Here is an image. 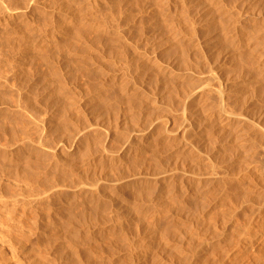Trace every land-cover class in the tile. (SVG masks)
I'll return each mask as SVG.
<instances>
[{
  "label": "rangeland",
  "instance_id": "obj_1",
  "mask_svg": "<svg viewBox=\"0 0 264 264\" xmlns=\"http://www.w3.org/2000/svg\"><path fill=\"white\" fill-rule=\"evenodd\" d=\"M263 170L264 0H0V264H264Z\"/></svg>",
  "mask_w": 264,
  "mask_h": 264
},
{
  "label": "bare ground",
  "instance_id": "obj_2",
  "mask_svg": "<svg viewBox=\"0 0 264 264\" xmlns=\"http://www.w3.org/2000/svg\"><path fill=\"white\" fill-rule=\"evenodd\" d=\"M194 32V31H193ZM189 33H191V32H189ZM193 34V33H192ZM175 35V34H174ZM190 35V34H189ZM172 37V36H171ZM192 37V36H191ZM194 38V37H193ZM198 49H200L199 48V46H198ZM205 60V59H204ZM205 64V63H204ZM191 65H194V64H191ZM196 65V64H195ZM194 65V66H195ZM197 67V66H196ZM163 68V67H162ZM191 68V67H190ZM194 68V67H193ZM192 68V69H193ZM200 68V67H199ZM159 69V68H158ZM166 69V68H165ZM168 70V69H167ZM167 70H165V71H167ZM200 70V69H199ZM165 71H164V73H165ZM198 71V70H197ZM211 71H213V70H211L210 69V71H209V73H211ZM196 74H197V72H195ZM204 73V72H203ZM208 73V74H209ZM210 75H212V74H210ZM209 75V76H210ZM214 75H215V73H214ZM214 75H212V76H214ZM201 76H203V75H201ZM208 77V76H207ZM218 77V76H217ZM198 78V77H197ZM200 78V77H199ZM112 79V78H111ZM191 79V78H190ZM209 79H211V77L209 78ZM208 79V80H209ZM122 80V79H121ZM192 80H194V79H192ZM213 80V79H212ZM195 81H196V78H195ZM199 81V80H198ZM206 80H205V78H203V80H202V82H203V84L200 86V88H198L197 90H193V91H191L190 90V88H189V94H187L188 96V100L189 99H193L192 101H195L196 99H198L197 97H195V96H197V95H200L199 93H201V95H202V92L204 91L205 92V82ZM191 82V81H190ZM209 82V81H208ZM207 82V83H208ZM194 83V82H193ZM197 83V82H196ZM117 84V83H116ZM201 84V83H200ZM209 84H210V82H209ZM120 85V84H119ZM208 85V84H207ZM118 86V85H117ZM224 86H225V84H224ZM120 87H124V86H120ZM188 87H191L190 85L188 86ZM199 87V86H198ZM210 87V86H209ZM207 88V87H206ZM202 91V92H201ZM125 92V91H124ZM123 92V93H124ZM218 92V96H219V98H220V102H221V104H222V102L223 101H225L224 100V98H225V95H224V93H223V90H221V88H220V90L219 91H217ZM124 95V94H123ZM126 95V94H125ZM124 95V96H125ZM186 96V95H185ZM126 97H128V96H126ZM130 97V96H129ZM128 97V99H130ZM123 98H125V97H123ZM200 98V97H199ZM127 98H126V103L128 104L129 103V101H130V103H131V101L132 100H129V101H127L128 100ZM191 101V100H190ZM133 102V101H132ZM192 104V103H191ZM129 105V104H128ZM208 118H209V120L211 121V123H212V125H217V126H219V130H221V131H227V132H229V131H233V132H236L237 131V123L239 122L238 120V116L237 115H235V114H233V113H228L227 111H224V107L223 108H221V106H220V108L218 109V110H215V111H213L212 112V114H209V116H208ZM149 128H150V126H149ZM154 131V130H153ZM156 131V130H155ZM151 132L152 131H150V132H148L147 134H148V136L151 134ZM183 132H185V129H184V131ZM162 134V133H161ZM184 134L182 133V135L181 136H183ZM146 136V135H145ZM163 136H165L166 137V135H163ZM148 138V137H147ZM135 139V136H129L128 138H127V140H126V142H129L130 143V141L131 140H134ZM126 148V147H125ZM121 150H123V149H121ZM120 156V155H119ZM264 173V170H263V172H262V174ZM258 174H261V172L260 173H258ZM261 174V175H262ZM259 231V230H258ZM254 232H257V230L256 231H254ZM254 232L253 233H251V234H254ZM260 233V232H259ZM258 232L255 234V235H253L252 237V239H250L251 237H248V244L250 245L249 247H253L254 245H260L259 243H258ZM247 239V238H246ZM245 239V240H246ZM250 240V241H249ZM164 241V240H163ZM204 241V240H203ZM244 241V240H243ZM203 243V242H202ZM244 245H245V242L243 243ZM198 245H200V244H198ZM243 245V247L242 246H240L241 248V250H243V251H245L246 250V247H247V244H246V246H244ZM262 245H264V243L262 244ZM204 246V245H203ZM195 247V246H194ZM193 247V248H194ZM200 247H202V246H200ZM199 247V248H200ZM207 247V246H206ZM260 247V246H259ZM258 246H257V248H259ZM262 247V246H261ZM260 247V248H261ZM205 248V247H204ZM194 249H196V248H194ZM248 249H250V248H248ZM252 250V249H251ZM260 250V249H259ZM263 250V249H262ZM261 251V250H260ZM192 252H193V250H192ZM197 252V251H196ZM145 253H146V250H143L142 251V255H144L145 256ZM239 253V252H238ZM243 253V252H242ZM240 254V253H239ZM244 254V253H243ZM194 256V255H193ZM197 256V255H196ZM236 256V255H235ZM143 257V256H142ZM144 258V257H143ZM225 260V259H224ZM223 260V261H224ZM231 260V259H230ZM222 260H221V262L220 263H222L223 262ZM227 261V260H226ZM232 261V260H231ZM229 262V261H228ZM162 262H160L159 264H161ZM200 262H199V259L198 258H196L195 257V261L192 263V264H199ZM227 263V262H226ZM231 263V262H230ZM142 264H147V262L144 260L143 261V263Z\"/></svg>",
  "mask_w": 264,
  "mask_h": 264
}]
</instances>
